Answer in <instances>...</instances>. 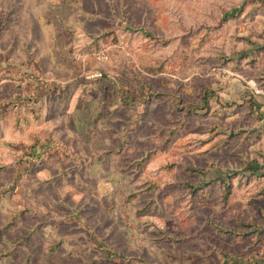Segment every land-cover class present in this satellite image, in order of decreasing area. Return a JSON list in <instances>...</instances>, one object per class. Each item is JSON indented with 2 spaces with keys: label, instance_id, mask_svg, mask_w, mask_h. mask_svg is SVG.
I'll use <instances>...</instances> for the list:
<instances>
[{
  "label": "rangeland",
  "instance_id": "374dc122",
  "mask_svg": "<svg viewBox=\"0 0 264 264\" xmlns=\"http://www.w3.org/2000/svg\"><path fill=\"white\" fill-rule=\"evenodd\" d=\"M262 66L264 0H0V264H264Z\"/></svg>",
  "mask_w": 264,
  "mask_h": 264
},
{
  "label": "trees",
  "instance_id": "16d2710c",
  "mask_svg": "<svg viewBox=\"0 0 264 264\" xmlns=\"http://www.w3.org/2000/svg\"><path fill=\"white\" fill-rule=\"evenodd\" d=\"M120 91V88H116V90H115V94H114V99L115 100H119V102L121 101V102H123V101H126V100H128L126 97H125V95L123 94V93H121V92H119ZM130 101V100H129ZM147 102V101H146ZM202 102H204L203 103V105H202V107L201 108H204L205 107V104H208V97H207V95H205L204 96V98H202ZM127 104V102H124V104ZM200 108V109H201ZM92 117H94V115L92 116ZM93 118H91L89 121H91ZM89 127V126H88ZM87 127V122H83V124H82V128L79 130V132H82V133H84V132H86V129L88 128ZM89 129H90V127H89ZM34 153H36V149L34 148ZM223 183H224V181H222ZM76 218L78 217L77 215L75 216ZM21 219V216H19V215H14V216H12V218H11V220L5 225V227H3V228H0V233H2L3 234V232H5V231H9V230H11L15 225H16V223L15 222H17V221H19ZM32 236H33V233H31L29 236H27V237H22L21 238V240H19V241H12L11 242V245H16V246H18V248H12L11 249V254H9V256H12L13 254H15L16 252H17V250L18 249H21V248H23V247H26V248H28V250H29V248L31 247V240H32ZM86 264H90V263H86Z\"/></svg>",
  "mask_w": 264,
  "mask_h": 264
},
{
  "label": "crops",
  "instance_id": "0c3cea01",
  "mask_svg": "<svg viewBox=\"0 0 264 264\" xmlns=\"http://www.w3.org/2000/svg\"><path fill=\"white\" fill-rule=\"evenodd\" d=\"M262 70L263 69V66H262ZM261 77V80H259V86H260V91L264 92V74L260 76ZM253 96H254V99L256 101V107H257V113H260V115H263L264 116V93H260V94H256L255 92H253Z\"/></svg>",
  "mask_w": 264,
  "mask_h": 264
},
{
  "label": "built area",
  "instance_id": "2783aa9c",
  "mask_svg": "<svg viewBox=\"0 0 264 264\" xmlns=\"http://www.w3.org/2000/svg\"><path fill=\"white\" fill-rule=\"evenodd\" d=\"M255 93L256 94H260V93H264V92H262V91H260V90H258L257 88L255 89Z\"/></svg>",
  "mask_w": 264,
  "mask_h": 264
}]
</instances>
